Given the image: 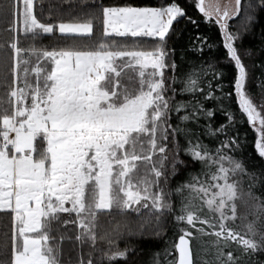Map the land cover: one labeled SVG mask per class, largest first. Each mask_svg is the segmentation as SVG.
I'll return each instance as SVG.
<instances>
[{
	"label": "snow or ice",
	"instance_id": "1",
	"mask_svg": "<svg viewBox=\"0 0 264 264\" xmlns=\"http://www.w3.org/2000/svg\"><path fill=\"white\" fill-rule=\"evenodd\" d=\"M192 6L200 22L223 33V62L177 65L169 40L182 35V21L197 28L196 51L211 47L179 0L158 6L0 0V20L8 25L0 38V87L6 90L0 99V212L9 217L0 224V264H62L65 236L54 233L68 223L81 229L77 264H115L133 251L120 249L119 239L162 236L169 216L178 243L156 252L154 264H264V81L257 98L245 62L253 53L240 46L264 13V0H193ZM242 13L233 31L230 21ZM97 32L95 44L82 42ZM46 36L60 40L44 44ZM116 37L155 44L131 46ZM221 63L234 65L231 80ZM130 68H138L135 90L121 79ZM229 101L238 102L257 133L259 165L248 160L239 132L233 134L238 120ZM184 172L188 178L170 188ZM239 207L245 211L238 213ZM130 212L140 216L138 229L127 222ZM102 215L110 229L102 230ZM238 219L243 229L233 226ZM84 244L91 249L86 256Z\"/></svg>",
	"mask_w": 264,
	"mask_h": 264
},
{
	"label": "trees",
	"instance_id": "2",
	"mask_svg": "<svg viewBox=\"0 0 264 264\" xmlns=\"http://www.w3.org/2000/svg\"><path fill=\"white\" fill-rule=\"evenodd\" d=\"M56 0H53L55 3ZM107 2V0H106ZM112 3H132L134 5L142 6V5H150V6H158L163 0H111ZM179 2L184 6L188 12V15L192 16L198 22L202 20L201 14L198 13L197 9H195L193 5V0H179ZM42 18H45L42 16ZM243 23V13L240 18L234 19L230 21V26L233 31L237 30ZM7 23L5 21L0 20V38H6L8 33L4 31L7 28ZM179 31L182 35L178 37H174L169 40V46L175 49L174 59L181 67V69L185 68L188 64H196L201 60H209L211 58H215L220 61L225 60L226 48L223 45V33L220 31L217 25L211 23L200 22L199 23V33L208 37V44L211 47L205 46L203 53H200L195 50L193 47L194 40L193 37L197 34V28L193 25L185 26V22L182 21L181 25L178 26ZM100 39L99 32H97L95 37L89 38L88 40L82 41L87 44H95ZM121 43H127L131 46L139 45L143 48H150L155 44V41L150 38H120L116 37ZM60 40L59 36H46L43 40L44 44L56 43ZM240 46L242 48H248L252 50L253 55L251 57H246L245 62L249 65V87L251 92L259 97V93L261 89L258 87L261 81H264V13H259L257 16V20L255 24L251 27L250 32L243 36L242 41L240 42ZM223 67L226 76H228L229 80L232 79L235 69L234 65L228 64L227 66L224 63L220 65ZM165 75L170 77L172 75L171 71L166 70ZM129 77L132 79L130 80ZM122 83L126 84L131 90H135L138 87V68H130L125 69L124 73L121 76ZM225 91H231V89L227 86L228 81H225ZM179 87V85L177 86ZM219 94V93H217ZM189 97L187 95H178L176 97L177 100H186ZM0 99H6V90L3 87H0ZM232 110L237 115L238 123L234 126V131L239 132L240 137L243 139L244 145L248 146L247 157L251 163L259 165L260 161L257 158H254V141L257 137V133L252 128L251 124L246 119V114H241L238 108V102L229 101ZM206 106L215 107L214 102H209ZM179 115H183V112L179 113ZM217 121H223L224 117L222 114H217ZM175 122V115L173 117ZM205 143H209V140L206 138ZM200 165H195L194 169H190L189 171L198 170ZM139 176H143V169L138 174ZM188 178V173L184 172L183 175L177 176L170 181L169 187L175 188L177 186V182L186 180ZM171 200L174 205L179 206L180 197L177 194H173L171 196ZM245 209L243 207L238 208V213H243ZM119 219V217H117ZM62 219L65 220H74V215L62 214ZM9 221V217L7 214L0 212V224H7ZM127 222L130 227L134 230L139 228L140 225V216L139 214L130 212L127 216ZM171 222V217H168V223L166 226V234L156 237L150 235H129L119 239L116 243L120 249L125 248L126 246H130L133 251L130 256L126 259H118L115 264H154V260L156 259L155 253L160 252L163 253L165 248H171L172 244L177 242L178 239V230L168 227V224ZM100 224L102 230H107L112 227V224L109 222L107 216H101ZM244 221L237 220L233 226L243 229ZM80 227L78 224L68 223L62 224L59 226L58 232L54 233L55 235H63L65 239L61 242V250H62V264H77V256L81 250L80 242L76 239V237L80 234ZM207 239V238H205ZM99 248H103L107 251V244L105 242H100L98 245ZM91 249L88 244L83 245V252L85 256ZM100 252L96 251L93 253V258L99 256ZM173 255L177 256L176 250L173 252ZM161 261L165 259L163 255L159 257ZM171 259V257H168ZM260 259H264V254H261Z\"/></svg>",
	"mask_w": 264,
	"mask_h": 264
},
{
	"label": "rangeland",
	"instance_id": "3",
	"mask_svg": "<svg viewBox=\"0 0 264 264\" xmlns=\"http://www.w3.org/2000/svg\"><path fill=\"white\" fill-rule=\"evenodd\" d=\"M206 2H208V0H206ZM216 2H218L221 5H226L230 2V0H216ZM231 2H234V0H231Z\"/></svg>",
	"mask_w": 264,
	"mask_h": 264
},
{
	"label": "water",
	"instance_id": "4",
	"mask_svg": "<svg viewBox=\"0 0 264 264\" xmlns=\"http://www.w3.org/2000/svg\"><path fill=\"white\" fill-rule=\"evenodd\" d=\"M176 243H178V239H177V242ZM176 253H177V256H178V250H176Z\"/></svg>",
	"mask_w": 264,
	"mask_h": 264
}]
</instances>
